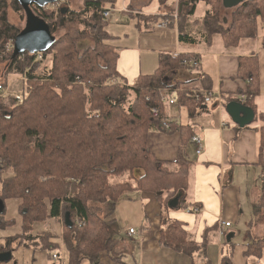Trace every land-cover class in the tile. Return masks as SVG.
<instances>
[{
  "label": "trees",
  "instance_id": "1",
  "mask_svg": "<svg viewBox=\"0 0 264 264\" xmlns=\"http://www.w3.org/2000/svg\"><path fill=\"white\" fill-rule=\"evenodd\" d=\"M113 1L84 0L79 11L67 7L64 12L60 8L57 14L44 10V6L31 5L53 35L64 31L58 37L54 35L55 41L44 51H24L13 56V50L5 52V44L14 40L21 29L8 21L7 8H23L18 0H0V63L5 64L0 83L7 86L11 75L25 83L20 101L14 96L0 97V200L4 204L8 200L18 202L22 233L45 219L64 218L68 213L70 225L63 223L62 234L66 264H97L100 254H111L118 243L110 235L107 215L124 194L138 192L158 206L160 246L192 259L205 248L208 231L201 243L196 242L185 230V223L171 218L169 211L198 213L192 212L195 207L199 209L197 203L187 199L191 167L188 147L196 133L193 120L206 107L195 100L190 90L211 91L210 79L198 70L200 87H190L191 80H176L182 69H199L198 58L163 53L153 73L139 75L132 84L127 83L116 69L118 52L102 14L104 6ZM198 1L208 6L198 22L204 42L209 43L213 35L219 34L224 45L232 47L262 32L264 48V0H245L238 5L227 28L220 21L218 0H183L186 10L178 12L177 22L180 42L196 41L189 35L187 20L194 15ZM84 39L92 45L81 42ZM48 56L49 63L43 64ZM256 71V57H240L238 75L247 83L243 103L254 110L253 122H259L256 129L262 180L254 205L264 209V112L254 109ZM173 88L180 89L175 105L186 109L185 124L169 120L166 104L161 101ZM233 100L238 101L224 97L223 106ZM164 121L168 128L162 127ZM151 130L179 133L180 146L174 160H161L151 152L147 146ZM177 197L176 208H171L169 202ZM91 203L109 205V212L100 216L90 209ZM4 213L5 208L0 214V228L14 224L13 219L4 218ZM148 214L145 212L146 220ZM16 238L14 234L0 240V252L12 251V245L26 246L17 243ZM39 241L43 247H38L50 258L59 251L60 244L48 233ZM245 247V256L261 258L264 234ZM220 264H232L230 257L222 255Z\"/></svg>",
  "mask_w": 264,
  "mask_h": 264
},
{
  "label": "crops",
  "instance_id": "2",
  "mask_svg": "<svg viewBox=\"0 0 264 264\" xmlns=\"http://www.w3.org/2000/svg\"><path fill=\"white\" fill-rule=\"evenodd\" d=\"M111 3H107L104 6V10H109L110 12L106 19L108 23L107 30L113 36L111 43L115 45L118 52L116 69L127 83L132 84L139 75L153 73L160 54L166 53L173 56L192 54L198 58L199 69L194 71L188 68L182 69L177 74L176 80H191L189 82L190 87H200L201 82L196 80V78L198 70H201L210 79L211 91H219L223 99L227 96L236 98L238 95L243 94L242 92L247 85L246 81L238 75L239 59L240 57H256L258 84L256 88L257 95L253 100L254 109L256 112H264L259 110L258 105L259 99L264 103V48L260 45V38H245L240 40L235 46L226 47L221 36L215 34L211 37L209 43L204 42L200 38L202 32L198 23L208 9L207 4L203 1H198L196 4V8L199 4L203 5L199 16L196 14L195 9L194 15L187 20L191 24L187 26L189 35L194 36L196 40L194 44L179 41L178 26L172 20L165 26L160 25L161 19L164 17L169 18L175 11H183V0H115ZM240 4V2H237L230 6H225V0H221L222 13L220 14H224L225 11H232ZM115 11L124 14L119 19H125L123 21L127 23L126 33H124L125 36L122 42H120V37L112 32V27L119 22V20L110 22L111 13ZM227 21L226 17L222 19L223 24H226ZM222 104H217L216 102L205 104L206 108H203L204 110L200 115L193 120L194 131L202 139V151L200 154H196L195 147L192 144L188 147V158L191 160V167L188 177L187 199L190 202L197 203L199 211L197 214L189 213L186 210L169 211L171 218L185 223V230L198 243L203 241L206 231H208L206 244L212 232L223 235L225 241L228 242L234 236V234L229 232L227 234L226 232L227 228L231 227V224L223 230V234L220 232L219 225L222 221L229 222L228 220H223V216L226 210H230L229 203L233 195L230 187L231 185L236 186L235 180L238 179V176L235 175V167L243 168L247 172V169L253 166L257 177L262 178L259 154L260 140L256 129L259 122H253L249 126L239 128L231 121L227 113H225V117V110ZM260 106H264V104ZM166 110L169 120H175L182 124L188 122L187 112L184 107L175 104L166 105ZM227 118H229V121ZM147 146L157 158L174 160L177 149L180 146L179 133L167 134L162 131L151 130L147 135ZM232 170L234 173L231 172ZM255 184L250 186L252 188L251 199L253 203L257 200L260 190V187L258 185L255 186ZM134 193L138 196L139 206L144 215V225L137 231L139 236H129L127 231L125 239L123 238L121 241L118 239L119 246L112 251V254L105 252L100 254L97 264H201L200 262L198 263L197 258L202 259V257L205 258L204 264L207 262V264H210L207 259V252L202 253V249L200 252L195 253L191 259L160 246L157 235L158 206L151 198L141 196L138 192ZM229 198L230 201H228ZM127 199L131 202V198ZM4 206L6 210V204ZM145 212L149 213L147 220ZM59 220L60 218H49L42 223L57 239L60 238L64 218L62 222H59ZM215 223H217V227L213 226ZM261 231L264 232L262 227L259 232ZM247 243L239 246L231 244L229 248L231 252L228 256L232 264H246L245 261L248 258H255L253 256H245V244ZM136 244L137 248L135 249L138 252L136 253L135 251L134 255L133 249ZM23 248L45 252V250L40 249L36 245H28ZM6 252L10 253L9 259L1 261L0 264H8L12 260V251H2L0 255ZM58 253L61 257L60 260L50 258L54 262L52 264H64L62 253L60 251ZM222 255L221 251L216 262L213 261L214 264H220ZM263 257L264 250L259 259H263Z\"/></svg>",
  "mask_w": 264,
  "mask_h": 264
},
{
  "label": "rangeland",
  "instance_id": "3",
  "mask_svg": "<svg viewBox=\"0 0 264 264\" xmlns=\"http://www.w3.org/2000/svg\"><path fill=\"white\" fill-rule=\"evenodd\" d=\"M83 1L84 0H68V3L66 5H62L61 7L68 6L70 10L79 11L82 8ZM217 6L222 7L221 0L217 1ZM202 7L203 5L199 4L196 8V14H198V16L202 11ZM44 8H45L44 10L48 12H53L54 14H57L60 11V9L55 10V9H52L48 5ZM236 8H234L232 11L229 10V11H225L224 14H220V21H221V24L223 25V28L228 27L229 23L232 20V12ZM185 10L186 8L183 7L182 12H184ZM183 14L184 13H182L181 15ZM121 15L124 16V14H121L120 12L115 11V12H112L110 16V22L119 20L118 24L112 27V32L116 34L118 37H120L119 38L121 40L120 42L124 40V36H125L124 33H126L125 31L127 29V23L123 21L125 19L123 20L119 19ZM224 17H226L228 20L226 24L222 23V19ZM164 18L169 21L172 20L175 23L179 21L177 11L171 14L169 18L167 17H164ZM164 18L161 20H164ZM7 19L10 23L14 24L19 29H22L25 26V15L23 11L21 10L16 11V10H13L11 7H8L7 8ZM63 31L64 30H59L54 35L58 37L61 35ZM262 35L263 33L260 32L259 36H256L254 38V39L260 38L259 40H260L261 46H262L261 38L263 39ZM81 42H83L85 45H92L89 39H86V40L84 39ZM49 61H50V56H48L44 60L43 64H48ZM4 65H5L4 63H0V79L2 77V73H3L2 70L4 68ZM8 81L10 85L9 91L7 92L9 94L8 96H13L14 94H18L21 96L25 93V83L23 84V81H21L19 76L11 75L9 76ZM220 104H222V102ZM261 104L263 105L264 103L261 99H259L258 100L259 110L264 111V106H260ZM225 113L226 112H224V114ZM225 117H226V114H225ZM227 120L229 121V118H227ZM235 170H236L235 175L238 176V179L235 180L237 187L234 185H231L230 187L231 191L233 192L231 201H230V198L228 199V201H230L229 203L230 210L229 209L226 210L223 216V220H228L231 224V227L227 228L226 230L227 234L229 232L231 234H234V236L232 240L228 242V241H225L223 235H218V233L216 232H212L209 235L210 239L207 242L205 248H202V250L205 249V251L207 252V259L210 261V264H214V262H216V259L218 258V256H220L221 251L223 255H228L231 252L229 250L231 244H236L237 246L243 245V243L249 242L264 234L263 231L259 232L261 227L264 229V209H259L257 206L254 205L251 199V189L252 188H250V186L253 185L254 183H256L255 186L258 185L260 187L262 178L257 177L255 173L256 170L253 166H250L249 169H247V172L245 169L240 168V167H235ZM231 172H233V170ZM137 197L138 196L134 192L124 194V196L121 197L115 203L113 212L107 215L106 220L108 221L109 231L112 237H115L121 241L123 240V238L124 239L126 238L125 233L128 231V228L132 227L134 230L138 231L141 227H143L144 215H143V211L140 209L139 202H138L139 199ZM127 198H131V202H129L130 200H128ZM5 204H6V210L3 216L5 219H10V220L13 219L14 224L6 226L5 228H0V240L1 241H4L3 238L9 237L11 235L14 236L15 234L17 236L15 241H17V243H23V245H26V246L36 245L38 247L39 245L42 246L41 245L42 243H40L39 241L40 236H43L45 233H48L49 236L53 237V239L56 240V242L60 244L58 245V248H59L60 253H62L63 262L64 264H66L67 253L63 247V239H62L63 226H64L63 224L61 227L62 231L60 233L59 239H57L56 236L48 230V228H45V225L42 224L44 222L34 225L33 230L28 231L26 233H22L20 231L21 230L20 228L21 217L18 212V206H17L18 202L16 200H8ZM108 206L109 205L101 206L95 203H91L90 209L94 210V212H96L100 216H105L109 212ZM48 219H45V220H48ZM62 219L63 217L60 218L59 222L60 221L62 222L63 221ZM43 245H48V244H43ZM118 246L119 245L117 243L113 251ZM12 248H13L12 260L8 264H52L54 263L52 260H50V256L47 253V251L45 252L40 251V250L33 251V249L31 248H23V246L16 247L15 245H12ZM135 248H137V244L134 245V249H133L134 255L136 251ZM137 252L138 250L136 251V253ZM233 255H234V251H233ZM197 260H198V263L200 262L201 264H204L205 258L204 257H202V259L197 258ZM239 260L240 258L238 259V262ZM245 262L246 264H264V257L263 259L248 258ZM84 264H88V263L85 262Z\"/></svg>",
  "mask_w": 264,
  "mask_h": 264
},
{
  "label": "water",
  "instance_id": "4",
  "mask_svg": "<svg viewBox=\"0 0 264 264\" xmlns=\"http://www.w3.org/2000/svg\"><path fill=\"white\" fill-rule=\"evenodd\" d=\"M58 0H18L19 4L23 8L25 15V26L15 36L13 44V56L28 51L30 53H37L48 49L55 41V36L50 32L47 23L36 16L31 5L37 4L39 6H45L50 3H54ZM245 0H225V6H230L237 2H244ZM67 9L66 6L61 8L64 12ZM224 110L231 119V121L239 128H243L251 124L255 118L254 110L239 101H230L225 104ZM264 159V152H263ZM178 204V197L173 198L169 202L171 208H176ZM4 203L0 200V214L4 211ZM64 223L70 225L69 214L64 216ZM10 253L6 252L0 255V262L8 260Z\"/></svg>",
  "mask_w": 264,
  "mask_h": 264
},
{
  "label": "built area",
  "instance_id": "5",
  "mask_svg": "<svg viewBox=\"0 0 264 264\" xmlns=\"http://www.w3.org/2000/svg\"><path fill=\"white\" fill-rule=\"evenodd\" d=\"M68 3V0H58L54 3H50L48 4V6H50L52 9L58 10L60 8H62V5H66ZM47 5H45L44 7H46ZM109 10H103L102 14L104 16L105 19L108 18L109 16ZM169 22V20L164 19L161 21L160 25L161 26H165L167 25ZM13 44H14V40H8L5 44V52H9L13 50ZM41 55L38 54L37 55V59H40ZM189 63L192 64H196L195 61H190ZM21 79V78H20ZM8 89H9V83L7 86H3L0 83V97H4L7 98L8 97ZM179 88H173L171 89V94L168 96H162L161 97V101L166 104V105H174L175 104V100H176V93L179 91ZM192 95L194 96L196 101L201 102L203 105L208 104V103H213L216 102L217 104L221 103L224 99L222 98L223 96L221 95V93L219 91L214 92V91H203L202 89H197V88H192L191 90ZM15 97V99L17 101H20L22 98V95H18V94H14L13 95ZM239 102H243L245 100V96L243 94L238 95L236 97ZM153 114L157 115V111L155 109H153ZM168 122L164 121L162 123V127L164 128H168ZM191 144L195 147V153L196 154H200L202 151V139L200 137V135L198 133H195L192 137H191ZM199 209L197 207L192 209L193 213L198 212ZM188 212H190L188 210ZM230 226V222L227 221H222L220 222L219 228H220V232L221 234H223V230L227 227ZM127 234L129 236H139V233L134 230L133 228H129ZM51 258L54 260H60V254L57 251H54L51 255Z\"/></svg>",
  "mask_w": 264,
  "mask_h": 264
}]
</instances>
